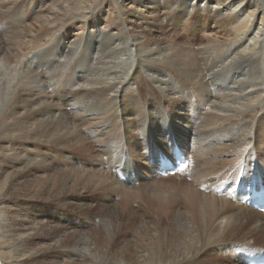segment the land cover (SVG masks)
Masks as SVG:
<instances>
[{"label":"bare ground","instance_id":"1","mask_svg":"<svg viewBox=\"0 0 264 264\" xmlns=\"http://www.w3.org/2000/svg\"><path fill=\"white\" fill-rule=\"evenodd\" d=\"M1 28L0 264L264 251V214L222 191L264 177V0H0ZM173 144L187 177H162Z\"/></svg>","mask_w":264,"mask_h":264},{"label":"rangeland","instance_id":"2","mask_svg":"<svg viewBox=\"0 0 264 264\" xmlns=\"http://www.w3.org/2000/svg\"><path fill=\"white\" fill-rule=\"evenodd\" d=\"M202 8H203V5H202ZM15 16V15H14ZM13 15H11V17H9L8 19V21H7V23L5 22V25L4 24H2V26L3 27H5V28H11V26H16L17 25V21L15 20V19H17V17H14ZM15 20V21H14ZM11 22V23H10ZM16 23V24H15ZM1 26V27H2ZM1 32H0V36H2V34H4V32H2L3 30H2V28H1V30H0ZM199 35H203V33H199ZM79 148H81L80 146H79ZM82 148H83V146H82ZM84 150V148L83 149H80L78 152H81V151H83ZM81 154L82 155H85L86 153H84V152H81ZM84 157V156H83ZM89 159V157H84L83 158V160H88ZM144 181H146V182H149L148 180H146V178H145V180ZM54 182H56V186L58 187V188H60V189H63V187H62V185H61V181L60 180H57V181H54ZM84 186V185H83ZM88 194L89 195H87V192H86V196L89 198V200H88V203L89 204H93V205H96L97 204V202H96V196H94L93 195V193H91V192H89L88 191ZM117 199H119V197H116L115 198V202H117V203H119L120 201H122L123 199H124V201H122V202H125V203H131V204H133V199H129V201L128 200H126L127 198L125 197V196H123V198H122V196H121V200L120 201H118ZM145 200H148V199H145ZM128 201V202H127ZM138 201V202H137ZM124 203V204H125ZM143 203V202H142ZM141 203V201H139V200H137V199H135L134 200V205H132V206H134L133 208L135 209V210H137L138 211V213L141 215V214H143L145 211H140V210H144V205ZM15 201H13V205L15 206ZM142 205V206H141ZM99 207V206H98ZM17 207L15 206L14 208H13V212H19V209L17 208ZM143 208V209H142ZM62 211L61 212H59L60 214H67V217L66 218H61L62 219V221H63V226H65L66 228H70L71 226H72V224L73 223H77V222H82V223H85L86 221H84L85 219H84V216L82 217V216H80V215H78V212H76V211H74V208L73 207H68V208H63V209H61ZM69 210V211H68ZM145 214V213H144ZM55 219H58V220H60L59 218H56L55 217ZM61 221V220H60ZM60 223V222H59ZM86 228L88 229V230H86L87 232L86 233H90L89 231H91L93 228H94V226H90L89 228L86 226ZM92 232V231H91ZM128 235H129V233H128ZM129 237V236H128ZM131 237H133V235H130V238ZM252 243V242H251ZM260 251V250H259ZM258 250H256V252H259ZM35 264H51V261L50 260H43V259H39L38 261H36L35 262Z\"/></svg>","mask_w":264,"mask_h":264},{"label":"snow or ice","instance_id":"3","mask_svg":"<svg viewBox=\"0 0 264 264\" xmlns=\"http://www.w3.org/2000/svg\"><path fill=\"white\" fill-rule=\"evenodd\" d=\"M261 195H264V192H262Z\"/></svg>","mask_w":264,"mask_h":264}]
</instances>
